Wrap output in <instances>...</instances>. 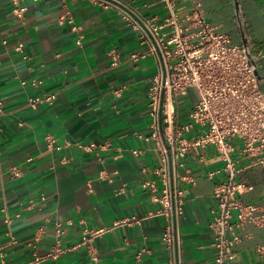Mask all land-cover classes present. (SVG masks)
<instances>
[{
	"label": "crops",
	"instance_id": "1",
	"mask_svg": "<svg viewBox=\"0 0 264 264\" xmlns=\"http://www.w3.org/2000/svg\"><path fill=\"white\" fill-rule=\"evenodd\" d=\"M178 1L185 23V2ZM240 2L253 54L264 68V0ZM204 5L207 20L242 44L232 0ZM21 6L26 10L18 15L10 0H0V264H212V191L224 165L215 147L189 154L171 177L183 201L172 258L163 241L168 219L157 212L164 208L155 171L160 151L145 137L152 130L148 92L159 64L154 55L133 58L148 45L132 20L162 25L165 0H24ZM49 93L57 94L53 103L29 105ZM182 96L184 123L198 96L195 89ZM93 141L107 147L78 146ZM214 170L221 172L210 177ZM147 179L157 180V191L142 186ZM238 179L254 185L240 199L263 215L264 166H245ZM102 228L93 238L94 259L80 243L86 230ZM238 232L237 264H264L256 251L264 244V225L248 222ZM59 245L69 250L35 260Z\"/></svg>",
	"mask_w": 264,
	"mask_h": 264
},
{
	"label": "built area",
	"instance_id": "2",
	"mask_svg": "<svg viewBox=\"0 0 264 264\" xmlns=\"http://www.w3.org/2000/svg\"><path fill=\"white\" fill-rule=\"evenodd\" d=\"M10 1L18 15L26 10L21 6L24 0ZM68 1L63 0L65 5ZM182 1L187 10L185 23L178 0H165L168 15L162 25L154 24L150 18L132 20L142 41L148 45L146 50L133 54V58L154 55L159 64L148 92L152 130L145 139H154L160 151V165L155 171L163 184L160 199L164 208L157 212L168 219L163 241L171 258L174 257L177 218L183 212V201L181 192L175 190L171 181L172 175H176L181 161L189 154L212 146L224 162L223 177L212 191L216 200L210 221L215 247L212 264H237L239 229L248 222L264 225V214H258V206L240 199V195L252 190L254 185L238 179L245 166H264V80L258 81L255 77L244 46L234 43L230 34L221 32L219 26L207 20L204 0ZM78 43L81 44V40ZM21 48L22 45L17 47ZM258 63L264 76L263 64ZM189 89H195L198 98L189 120L181 123L179 97ZM56 98V93L38 95L30 98L29 105L37 108L41 103H53ZM2 106L0 99V114ZM47 141L50 145L55 142L52 136H48ZM78 146L95 151L105 149L107 144L93 141L78 143ZM132 152L139 156L142 151L134 149ZM219 172L221 170L209 171L208 175L214 177ZM142 186L153 192L158 190L156 179L144 180ZM154 198L159 199L156 194ZM131 219L139 221L136 216ZM105 230L84 232L80 244L88 248L94 259L93 238ZM68 250L59 245L46 256H36L35 260L47 256L57 259ZM256 251L264 254V244L258 245Z\"/></svg>",
	"mask_w": 264,
	"mask_h": 264
},
{
	"label": "water",
	"instance_id": "3",
	"mask_svg": "<svg viewBox=\"0 0 264 264\" xmlns=\"http://www.w3.org/2000/svg\"><path fill=\"white\" fill-rule=\"evenodd\" d=\"M235 10V15L241 34L242 45L245 48L246 56L248 61L251 63L253 72L258 81L264 80V76L261 74L259 69V63L256 56L253 54L252 47L249 41V34L247 30L246 20L243 13V7L240 0H232Z\"/></svg>",
	"mask_w": 264,
	"mask_h": 264
},
{
	"label": "flooded vegetation",
	"instance_id": "4",
	"mask_svg": "<svg viewBox=\"0 0 264 264\" xmlns=\"http://www.w3.org/2000/svg\"><path fill=\"white\" fill-rule=\"evenodd\" d=\"M238 37L241 39V34H240V31H239V29H238Z\"/></svg>",
	"mask_w": 264,
	"mask_h": 264
},
{
	"label": "rangeland",
	"instance_id": "5",
	"mask_svg": "<svg viewBox=\"0 0 264 264\" xmlns=\"http://www.w3.org/2000/svg\"><path fill=\"white\" fill-rule=\"evenodd\" d=\"M263 86H264V85H263ZM182 99H183V96H180V97H179V100H181V101H182Z\"/></svg>",
	"mask_w": 264,
	"mask_h": 264
}]
</instances>
